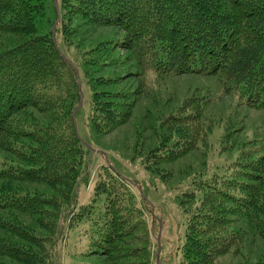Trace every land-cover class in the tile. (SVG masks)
I'll return each mask as SVG.
<instances>
[{
    "label": "trees",
    "instance_id": "obj_1",
    "mask_svg": "<svg viewBox=\"0 0 264 264\" xmlns=\"http://www.w3.org/2000/svg\"><path fill=\"white\" fill-rule=\"evenodd\" d=\"M47 14L48 0H0V37L18 39L0 46V259L44 261L72 219L89 224L93 245L113 244L109 264H150L148 242L128 230L140 220L124 176L116 177L106 162L89 201H79V189L92 178V153L72 117L80 103V75L59 47L74 44L65 24L77 16L96 28L122 30L117 44L140 70L168 78L217 75L225 93L264 111V0H61L55 42L52 30L45 36L37 32L38 20ZM94 91L95 109L111 117L116 112L121 120L116 94ZM196 118L192 112L174 113L168 127L190 126ZM105 120L113 125L107 115ZM91 128L98 134L111 129L96 123ZM250 154L227 162L229 174L198 181L205 204L192 214L180 264H224L223 257L243 245L237 237L242 230H235L242 221L264 240V155L255 160ZM166 158L161 150L156 156L163 163ZM35 184L50 191L30 188ZM244 264L264 259L249 256Z\"/></svg>",
    "mask_w": 264,
    "mask_h": 264
},
{
    "label": "rangeland",
    "instance_id": "obj_2",
    "mask_svg": "<svg viewBox=\"0 0 264 264\" xmlns=\"http://www.w3.org/2000/svg\"><path fill=\"white\" fill-rule=\"evenodd\" d=\"M49 1L47 17L37 22L40 36L48 35L58 19L55 3ZM56 2L60 11L61 0ZM74 17L65 25L76 44L69 48L58 43L80 75L84 103L76 118L78 137L94 149L90 150L92 178L79 189V201L82 204L89 201L103 167L106 162L111 164L116 177L124 176L122 181L136 199L140 221L128 230L136 232L139 242H148L150 264H180L192 214L205 204L198 181L212 178L216 172L229 174L224 165L231 164L240 154L251 152L255 160L264 155V111L250 108L231 93H225L217 75L168 78L140 70L133 56L117 44L125 36L122 30L96 28ZM16 41V37L1 36L0 42L5 43L0 46ZM84 71L90 75L88 80L83 77ZM102 81L113 85L104 86ZM92 87L116 94L113 103L121 107V120L116 112L111 111V117L99 107L95 109ZM189 112L197 116L190 126L178 123L177 128L170 130L168 124L173 121L174 113ZM105 115L111 118L112 126L106 122ZM199 119H203L201 123H197ZM93 123L111 129L102 134L93 133ZM164 140L167 144L160 146L159 142ZM172 149L178 154L172 153ZM160 150L166 153L165 163L156 160ZM155 161L159 164L155 165ZM30 188L50 191L38 184ZM79 209L77 205L76 211ZM239 228L242 231L237 237H243V245L234 254L224 256L222 263L244 264L249 256L251 261L264 259V240L259 237V230L245 221L239 222L235 230ZM36 229L37 233L41 232V228ZM91 239L88 223L73 224L72 219L67 220L49 258L28 264H109L113 244H107L106 251L93 245ZM142 260L138 259L141 263ZM0 264L23 263L2 258Z\"/></svg>",
    "mask_w": 264,
    "mask_h": 264
},
{
    "label": "water",
    "instance_id": "obj_3",
    "mask_svg": "<svg viewBox=\"0 0 264 264\" xmlns=\"http://www.w3.org/2000/svg\"><path fill=\"white\" fill-rule=\"evenodd\" d=\"M54 2H55V6H56V8H57V12L59 13V11H58V5H57V2H56V0H54ZM58 19L60 20V16L58 17ZM57 25H58V20H57V22H55V24H54V26H53V38L55 39V34H56V27H57ZM62 57L64 58V59H66L68 62H69V60L66 58V57H64L63 55H62ZM69 64H71L70 62H69ZM72 65V64H71ZM78 90H79V94H80V103H79V106H78V108L75 110V112L73 113V121H74V124H75V130H76V132H77V134H78V131H77V125H76V118H77V114H78V112H79V110L82 108V106H83V103H84V99H83V94H82V89H81V85H80V82H79V84H78ZM79 136V135H78ZM79 139L81 140V142L89 149V150H91L92 152L94 151V149L93 148H91L88 144H86L85 142H83V140L79 137ZM109 164V163H108ZM109 166H111L110 164H109ZM115 170V169H114ZM158 242H159V240H158ZM159 255V254H158Z\"/></svg>",
    "mask_w": 264,
    "mask_h": 264
},
{
    "label": "bare ground",
    "instance_id": "obj_4",
    "mask_svg": "<svg viewBox=\"0 0 264 264\" xmlns=\"http://www.w3.org/2000/svg\"><path fill=\"white\" fill-rule=\"evenodd\" d=\"M54 1V0H53ZM55 3V2H54ZM55 5V4H54ZM58 5V4H57ZM55 9H56V11H57V8H56V6H55ZM59 11V10H58ZM57 14H58V17H59V13L57 12ZM58 20V23H59V19H57ZM57 22V21H56ZM55 24V23H54ZM52 38H53V28H52ZM53 41L55 42V39L53 38Z\"/></svg>",
    "mask_w": 264,
    "mask_h": 264
}]
</instances>
